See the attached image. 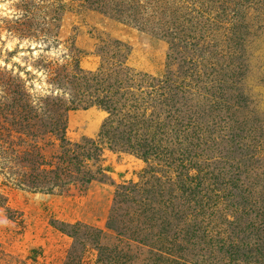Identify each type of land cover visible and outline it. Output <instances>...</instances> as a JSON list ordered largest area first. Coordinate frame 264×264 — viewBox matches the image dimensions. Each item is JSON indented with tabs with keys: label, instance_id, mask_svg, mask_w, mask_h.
Instances as JSON below:
<instances>
[{
	"label": "rangeland",
	"instance_id": "374dc122",
	"mask_svg": "<svg viewBox=\"0 0 264 264\" xmlns=\"http://www.w3.org/2000/svg\"><path fill=\"white\" fill-rule=\"evenodd\" d=\"M0 264H264V0H0Z\"/></svg>",
	"mask_w": 264,
	"mask_h": 264
},
{
	"label": "trees",
	"instance_id": "16d2710c",
	"mask_svg": "<svg viewBox=\"0 0 264 264\" xmlns=\"http://www.w3.org/2000/svg\"><path fill=\"white\" fill-rule=\"evenodd\" d=\"M146 153H144V155H145Z\"/></svg>",
	"mask_w": 264,
	"mask_h": 264
}]
</instances>
